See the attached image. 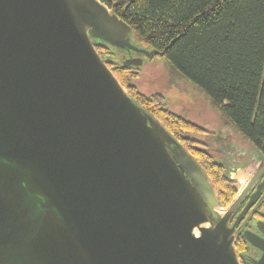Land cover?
I'll return each mask as SVG.
<instances>
[{
	"label": "water",
	"instance_id": "95a60500",
	"mask_svg": "<svg viewBox=\"0 0 264 264\" xmlns=\"http://www.w3.org/2000/svg\"><path fill=\"white\" fill-rule=\"evenodd\" d=\"M130 33L101 0H0V264H240L241 194L220 204L93 42L161 53Z\"/></svg>",
	"mask_w": 264,
	"mask_h": 264
},
{
	"label": "trees",
	"instance_id": "16d2710c",
	"mask_svg": "<svg viewBox=\"0 0 264 264\" xmlns=\"http://www.w3.org/2000/svg\"><path fill=\"white\" fill-rule=\"evenodd\" d=\"M101 1L130 25L135 45L160 51L156 55L172 71L206 95L224 126L264 155V0ZM95 42L131 98L188 150L217 189L220 204L227 206L235 185L192 135L209 130L170 110L160 93L139 91L133 83L135 64L107 59L113 46Z\"/></svg>",
	"mask_w": 264,
	"mask_h": 264
},
{
	"label": "rangeland",
	"instance_id": "374dc122",
	"mask_svg": "<svg viewBox=\"0 0 264 264\" xmlns=\"http://www.w3.org/2000/svg\"><path fill=\"white\" fill-rule=\"evenodd\" d=\"M95 41L97 40L93 39L94 43ZM110 49L113 54L106 58L114 62H125L132 58L129 54L142 59L141 64L134 65L138 76L133 83L142 93H160L170 110L209 130V133H193L192 135L201 140L207 148L209 147L208 150L216 160L220 159L224 152L219 149H223L229 142L249 154L256 153V149L250 143L240 138L231 128L224 126L220 114L213 108L206 95L190 81L172 71L162 56L155 54L147 57L115 46H110ZM231 148L225 147L226 150ZM262 161L264 162V157Z\"/></svg>",
	"mask_w": 264,
	"mask_h": 264
},
{
	"label": "flooded vegetation",
	"instance_id": "af4514ba",
	"mask_svg": "<svg viewBox=\"0 0 264 264\" xmlns=\"http://www.w3.org/2000/svg\"><path fill=\"white\" fill-rule=\"evenodd\" d=\"M129 56L133 57L132 54ZM227 146L232 148L226 150ZM225 147L219 149L224 152L217 162L225 169L227 179L232 181L236 188L235 195L227 206L241 194L230 218V225L248 205L233 230L239 262L240 264H264V248L251 243L244 235L250 231L264 240V162L262 161L264 155L257 150L256 153L249 154L230 142Z\"/></svg>",
	"mask_w": 264,
	"mask_h": 264
}]
</instances>
